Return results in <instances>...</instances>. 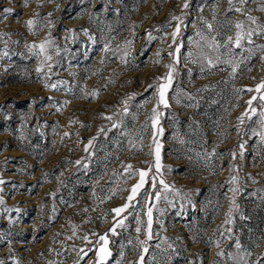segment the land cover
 Wrapping results in <instances>:
<instances>
[{"label": "rangeland", "instance_id": "rangeland-1", "mask_svg": "<svg viewBox=\"0 0 264 264\" xmlns=\"http://www.w3.org/2000/svg\"><path fill=\"white\" fill-rule=\"evenodd\" d=\"M262 9L0 0V262L95 264L105 235V264H264ZM128 165L148 172L130 202L140 177Z\"/></svg>", "mask_w": 264, "mask_h": 264}, {"label": "snow or ice", "instance_id": "snow-or-ice-1", "mask_svg": "<svg viewBox=\"0 0 264 264\" xmlns=\"http://www.w3.org/2000/svg\"><path fill=\"white\" fill-rule=\"evenodd\" d=\"M247 0H239V3L241 4H244L246 3ZM229 5L230 7L232 6V0H229ZM187 6V5H185ZM234 10L236 11H241L240 8H235ZM264 10V9H262ZM11 10L10 9H5V12H10ZM173 19H178L176 17H173ZM248 20L252 21L253 23H256L255 21V18L254 17H251L249 16L248 17ZM34 21L29 19L28 21H26V24L27 26L29 27V29H31L32 25H33ZM208 27L211 28L212 25L211 24H208ZM243 27V24L242 22L241 23H237L236 24V28L237 29H241ZM179 32V25L177 26L176 28V31H174L172 33V36L173 38L176 37V35L178 34ZM261 32L262 34H264V29H261ZM246 35L248 37H251L253 35V32L252 31H248L246 33ZM153 39V37L151 36V34H149V40ZM231 39V38H229ZM243 39V36L241 35V32H237L236 33V38H235V45L236 47H241V40ZM130 43V42H129ZM32 47H36L35 45H33ZM39 49L41 52H43L45 50V44H40L39 46ZM177 52H179V47H177L176 49ZM48 59H50L51 57H47ZM211 63V62H210ZM169 67V71L168 73L166 74V80H167V83H160L159 86H158V97H159V100H158V103L159 104H162L164 105V107H167L168 106V102H167V99H166V92L167 90L169 89V87L171 86L172 84V80H173V70L171 68V66H168ZM37 71L39 72L40 69L38 68ZM233 71H235V69H233ZM161 79H164V78H161ZM53 87H55V85H53ZM153 87V85H149V88ZM261 88H264V83L260 84L257 86L256 88V91L259 92ZM248 91H252V89H248ZM256 97H252V99H250L247 103L251 106L253 100H255ZM260 99L264 100V96H261ZM125 111H127L125 109ZM251 111L253 113L256 112V109L255 108H252ZM153 118H152V128H153V138H154V143H156V149H155V160H156V170L157 172L160 171V168H161V164H160V155H159V150H160V144L158 142L155 141V136L157 135L158 132L162 133V129H157V125L159 123L158 119H157V113H156V109L153 108ZM260 115L262 117H264V112L260 113ZM108 119H111V117H108ZM262 123H264V121H262ZM115 127V125H113ZM67 135V133L65 134ZM92 144V141L90 140L89 141V144L85 146V151L88 150V146ZM79 163V161L77 162ZM125 171L126 172H131V171H139V181L138 183L134 184L131 188V194L128 196V201H132L138 194L139 190L144 186V183H145V177L148 175V172L146 171H143V170H133L132 168V165H128L126 168H125ZM235 181V177H233V182ZM0 183H3V181H0ZM160 183L163 185V187L165 189H168V185L164 183L163 180L160 181ZM153 187H155V185H153ZM233 191H236V189H234ZM156 198L159 199L160 198V193L157 192L156 193ZM0 203H3L2 200H0ZM129 207V203H125L122 207H118V208H115L113 209L114 213L119 216L120 213H122L125 209H127ZM152 209L149 208L148 209V224H149V229H151V224H152ZM118 224L122 225L123 224V221H118ZM115 230H116V225L113 226V228H111L109 231L115 233ZM137 231L139 232L140 229L138 228ZM149 239H151V233L149 232ZM85 240H88V237L85 236L84 237ZM102 241L103 244L99 247V249L97 250L96 252V256H97V260L95 261V264H105V261L107 260V258L111 255V252L108 250V239L105 235H101L99 237V241L98 243ZM143 243V242H141ZM237 248H240V244L237 242V245H236ZM84 250L81 249V252H83ZM145 252H147V248L144 249ZM84 255L86 256L87 253L85 252ZM218 255H223V253H218ZM250 255V253H249ZM81 259H83V257H81ZM142 261H143V256L140 257V261H138V264H142ZM0 264H2V262H0Z\"/></svg>", "mask_w": 264, "mask_h": 264}]
</instances>
